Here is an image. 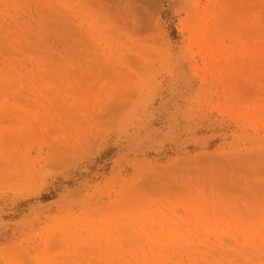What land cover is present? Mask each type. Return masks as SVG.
<instances>
[{"label": "rangeland", "instance_id": "obj_1", "mask_svg": "<svg viewBox=\"0 0 264 264\" xmlns=\"http://www.w3.org/2000/svg\"><path fill=\"white\" fill-rule=\"evenodd\" d=\"M0 264H264V0H0Z\"/></svg>", "mask_w": 264, "mask_h": 264}, {"label": "bare ground", "instance_id": "obj_2", "mask_svg": "<svg viewBox=\"0 0 264 264\" xmlns=\"http://www.w3.org/2000/svg\"><path fill=\"white\" fill-rule=\"evenodd\" d=\"M161 191V190H160ZM159 191V192H160ZM163 191V190H162ZM201 190H197V192H198V195H201V192H202V195H205L204 193H203V191H201ZM192 192V191H191ZM197 192H193V195L195 194V195H197ZM156 193H158V192H156ZM162 193V192H161ZM164 193V192H163ZM200 193V194H199ZM159 194V193H158ZM170 195V194H169ZM191 195H192V193H191Z\"/></svg>", "mask_w": 264, "mask_h": 264}]
</instances>
